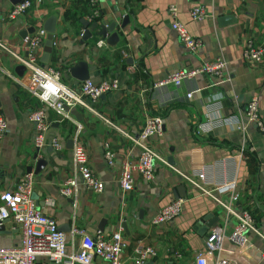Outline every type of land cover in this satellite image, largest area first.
Segmentation results:
<instances>
[{
    "label": "crops",
    "instance_id": "crops-1",
    "mask_svg": "<svg viewBox=\"0 0 264 264\" xmlns=\"http://www.w3.org/2000/svg\"><path fill=\"white\" fill-rule=\"evenodd\" d=\"M29 1L24 12L9 18L13 2L0 0L2 41L23 54V36L43 28L45 20L56 14L52 50L43 66L56 69L64 85L78 89L81 81L70 75L69 67L83 61L88 67V79L116 78L119 89L102 95L94 104L102 118L79 106L66 107L61 115L45 107L49 127L46 144L38 150L33 144L29 113L43 104L19 83L27 79L25 70L17 72L19 64L0 50V109L7 123L0 140V193L15 189L30 173L34 205L65 233L68 250L79 244V239L71 236L73 227L84 229L90 236L109 235L120 229L125 243L121 256L125 261L133 259L135 247L140 244L156 251L144 264H193L196 253L206 247V234L217 230L221 242L212 254L214 259L264 264V240L258 234L264 235V129L248 122L244 114L247 101L256 96L264 124V57L256 62L241 56L247 40L256 45L264 43V0H97V15L91 19L85 0ZM170 4L176 6L177 18L188 31L201 40L195 52L180 44L171 27ZM196 4L205 9L204 18L190 16ZM124 17L127 19L123 27L116 29L119 39L114 44L99 34V26L87 38L83 36L82 19L99 24L116 21L120 25ZM99 41L103 44L98 45ZM42 54L41 46V65ZM215 58L226 63L219 78L199 74L180 86L153 85L175 69L195 67ZM191 91V97H187ZM216 102L221 104L219 114L239 118L244 130L223 125L207 134L198 132L197 125L207 118L205 106ZM150 115L162 117V134L152 137L149 143L166 162H155L152 181L135 174L132 190L124 193L118 184L120 166L124 160H137L139 148L134 139ZM76 134L86 148L93 174L104 188L94 192L78 177L75 195L64 197L59 189L74 176L71 152ZM53 139L61 143V149L52 147ZM105 143L113 153V164L104 157ZM36 153L37 159L46 163L35 173ZM226 154L232 156L234 165L222 166L221 159ZM208 164L213 167L210 174L214 178L235 173L234 192L214 194L234 210L251 213L253 229L246 232L242 247L227 237L237 218L175 170L189 174ZM233 193L237 194L235 200ZM177 198L183 201L180 212L166 223L153 225L157 211ZM207 222L211 224L209 228ZM1 225L0 247L18 244L19 224L10 218ZM36 264L59 263L40 256Z\"/></svg>",
    "mask_w": 264,
    "mask_h": 264
},
{
    "label": "built area",
    "instance_id": "built-area-1",
    "mask_svg": "<svg viewBox=\"0 0 264 264\" xmlns=\"http://www.w3.org/2000/svg\"><path fill=\"white\" fill-rule=\"evenodd\" d=\"M85 1L91 8L88 17L90 19L96 17L97 0ZM29 5V0L13 3L9 8L8 17H16L24 12ZM168 11L172 16L171 27L177 33L180 44L188 51L195 52L201 46V40L195 38L185 24L177 18V8L174 4L169 5ZM189 13L193 19H201L206 16L205 9L199 4L193 5ZM45 31L44 28H40L33 34L23 36V54L16 52L0 39V50L9 54L17 64L24 67L27 79L24 83L21 81L19 83L25 86L43 104L29 113V119L34 129L33 144L38 150L46 144V132L49 127L45 107L52 108L61 115L64 113V108L79 106L102 118L95 110L94 104L102 95L119 89V82L116 78H104L99 81L86 79L81 81L78 89L64 85L59 71L49 66H43L39 62L38 49L43 44ZM101 44L103 41L98 42V45ZM241 56L245 60L259 62L264 57V43L256 45L251 40H247ZM225 68V61L222 58H215L195 67L175 69L153 85L155 87L180 86L183 81L193 79L199 74L219 78L223 75ZM191 95L192 91L186 94L187 97H191ZM220 109L221 104L219 102L205 106L204 112L207 118L197 125L198 132L207 134L214 128L223 125L235 126L237 129L244 130L243 123L239 118L221 116L219 114ZM244 114L248 122L256 124L261 130L264 129L256 96H252L247 101ZM162 129L163 120L161 116L150 115L145 118L137 138L134 139V144L139 148L137 160H124L120 166L118 184L122 192L132 190L135 174L145 181H152L155 176V162H166L149 143L152 137L162 134ZM6 130L7 123L0 109V140ZM51 145L55 150L62 148L61 143L56 139L52 140ZM104 147L105 159L109 164H113V153L109 150L107 143L104 144ZM232 160V156L226 154L221 159V164L222 166L229 163L234 165ZM71 161L74 176L63 182L59 189L62 196L72 197L75 195L78 177L87 189L97 193L103 191V182L93 174L89 166L86 148L79 143L78 134L73 138ZM209 165L211 166L208 164L206 168L194 170L189 174L182 173L178 169L175 170L180 172L194 188L202 194L214 198L227 212L237 218L236 224L227 237L235 246L242 247L246 242V232L253 229L252 215L245 209L234 210L214 194V191L218 193L234 192L236 178L235 173L232 176L214 178L210 174L213 167ZM32 183V175L28 173L15 189L4 190L0 193V225L6 219L12 218L19 224L21 232L18 244L0 247V264H36L37 258L40 256H45L50 261L59 264H144L148 257L156 255V251L151 246L139 244L135 247L133 259L131 261L123 260L121 255L125 243L120 229L109 235L97 233L95 236H90L84 229L73 227L70 231L71 236L77 237L79 244L77 246L71 245L70 250H68L65 233L58 228L52 218L44 215L35 207L31 197ZM231 197L235 200L237 194L233 193ZM182 202L181 198H177L162 206L152 218V224L157 225L172 220L180 212ZM219 233L215 230L209 234L205 249L196 253L193 264H235L227 259H214L212 257L213 252L220 247L221 234ZM258 234L264 240V235Z\"/></svg>",
    "mask_w": 264,
    "mask_h": 264
},
{
    "label": "water",
    "instance_id": "water-1",
    "mask_svg": "<svg viewBox=\"0 0 264 264\" xmlns=\"http://www.w3.org/2000/svg\"><path fill=\"white\" fill-rule=\"evenodd\" d=\"M13 3L18 2L20 0H11ZM56 14H52L50 15L44 22L43 24V28L46 30V36H45V40L42 44V48H43V54L41 56V63L42 65H45L48 63L49 61V56L52 50V40H53V32L55 30V20H56ZM228 18V17H226ZM127 19V17H124V19L122 20V23L119 25L116 23V21H109L108 23H102L99 24L97 21H93L91 23H89L86 19H82V22L85 26V29L83 31V36L84 38H87V36L90 35V31L92 29H94L95 27L99 26V34H101L103 36V38H106L108 43L110 44H114L118 41L119 36L118 33L116 31V29L118 27H123L124 26V21ZM15 70L19 73L24 71V67L22 65H17ZM69 73L70 75L80 81L86 80L88 79V67L87 64L83 61H78L76 62L74 65L69 67ZM37 154L33 155V159H37ZM45 161L42 159H37L36 162V170L35 173L38 171L39 168L43 167L45 165ZM31 168H28V171L30 172ZM181 190V189H179ZM177 197V196H176ZM207 227L209 228L211 226L210 222H207L205 224ZM3 225H0V228H2ZM204 229V228H203ZM207 236L209 234H206Z\"/></svg>",
    "mask_w": 264,
    "mask_h": 264
},
{
    "label": "trees",
    "instance_id": "trees-1",
    "mask_svg": "<svg viewBox=\"0 0 264 264\" xmlns=\"http://www.w3.org/2000/svg\"><path fill=\"white\" fill-rule=\"evenodd\" d=\"M86 2V1H85ZM87 3V2H86ZM88 5V4H87ZM89 7V6H88ZM90 8V7H89ZM91 13V8L89 9V11H88V14H90ZM95 18V17H94Z\"/></svg>",
    "mask_w": 264,
    "mask_h": 264
}]
</instances>
